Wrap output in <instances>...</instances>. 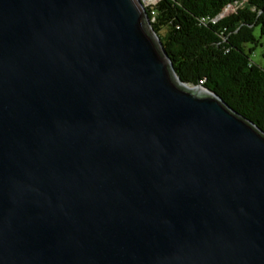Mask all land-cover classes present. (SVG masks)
<instances>
[{
	"label": "water",
	"instance_id": "1",
	"mask_svg": "<svg viewBox=\"0 0 264 264\" xmlns=\"http://www.w3.org/2000/svg\"><path fill=\"white\" fill-rule=\"evenodd\" d=\"M0 264H264V132L143 0H0Z\"/></svg>",
	"mask_w": 264,
	"mask_h": 264
},
{
	"label": "trees",
	"instance_id": "2",
	"mask_svg": "<svg viewBox=\"0 0 264 264\" xmlns=\"http://www.w3.org/2000/svg\"><path fill=\"white\" fill-rule=\"evenodd\" d=\"M145 10L179 80L216 94L264 132V65L252 57L259 45L264 58V0H156Z\"/></svg>",
	"mask_w": 264,
	"mask_h": 264
},
{
	"label": "rangeland",
	"instance_id": "3",
	"mask_svg": "<svg viewBox=\"0 0 264 264\" xmlns=\"http://www.w3.org/2000/svg\"><path fill=\"white\" fill-rule=\"evenodd\" d=\"M143 1L145 2V5H147V4H153V3L156 2V0H143ZM234 9H235L234 6H229V7L225 8V9L223 10V12H222L221 15L229 14V13H231ZM255 32H256V34H257V30H256ZM161 33H162V32H161ZM260 53H261V46L257 45V46H255V48H254V52H253L252 57H253V60H254L256 63H258V64H260V65H264V58H262V56L260 55Z\"/></svg>",
	"mask_w": 264,
	"mask_h": 264
},
{
	"label": "bare ground",
	"instance_id": "4",
	"mask_svg": "<svg viewBox=\"0 0 264 264\" xmlns=\"http://www.w3.org/2000/svg\"><path fill=\"white\" fill-rule=\"evenodd\" d=\"M189 87V86H188ZM194 89H197V90H200V91H203V92H205L204 90H202V89H200V88H194Z\"/></svg>",
	"mask_w": 264,
	"mask_h": 264
}]
</instances>
